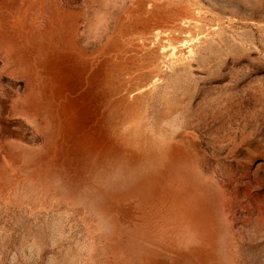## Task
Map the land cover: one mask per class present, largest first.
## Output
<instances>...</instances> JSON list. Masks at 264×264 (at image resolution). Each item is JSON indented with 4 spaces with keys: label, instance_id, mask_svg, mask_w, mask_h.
I'll return each instance as SVG.
<instances>
[{
    "label": "rangeland",
    "instance_id": "obj_1",
    "mask_svg": "<svg viewBox=\"0 0 264 264\" xmlns=\"http://www.w3.org/2000/svg\"><path fill=\"white\" fill-rule=\"evenodd\" d=\"M0 264H264V0H0Z\"/></svg>",
    "mask_w": 264,
    "mask_h": 264
}]
</instances>
